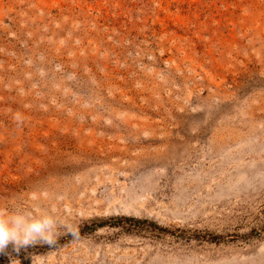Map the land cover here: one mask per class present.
<instances>
[{
  "label": "rangeland",
  "instance_id": "1",
  "mask_svg": "<svg viewBox=\"0 0 264 264\" xmlns=\"http://www.w3.org/2000/svg\"><path fill=\"white\" fill-rule=\"evenodd\" d=\"M34 196L72 232L0 264H264V0H0V212Z\"/></svg>",
  "mask_w": 264,
  "mask_h": 264
},
{
  "label": "clouds",
  "instance_id": "2",
  "mask_svg": "<svg viewBox=\"0 0 264 264\" xmlns=\"http://www.w3.org/2000/svg\"><path fill=\"white\" fill-rule=\"evenodd\" d=\"M64 232H72L71 225L45 208L39 197L34 196L26 207L12 205L9 210L0 212V253L10 245L16 252L38 243L53 246ZM33 264H37L34 258Z\"/></svg>",
  "mask_w": 264,
  "mask_h": 264
}]
</instances>
